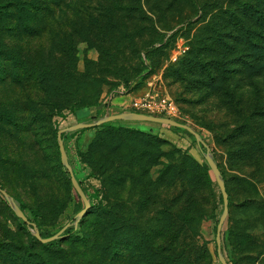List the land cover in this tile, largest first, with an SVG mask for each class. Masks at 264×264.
Instances as JSON below:
<instances>
[{
	"label": "rangeland",
	"instance_id": "1",
	"mask_svg": "<svg viewBox=\"0 0 264 264\" xmlns=\"http://www.w3.org/2000/svg\"><path fill=\"white\" fill-rule=\"evenodd\" d=\"M29 1L48 8L25 14L30 29L0 23V188L41 233L69 226L42 246L0 193V264H221L219 188L181 128L114 120L65 133L90 202L76 220L84 204L56 132L129 111L201 136L229 194L222 253L264 264V0Z\"/></svg>",
	"mask_w": 264,
	"mask_h": 264
},
{
	"label": "water",
	"instance_id": "2",
	"mask_svg": "<svg viewBox=\"0 0 264 264\" xmlns=\"http://www.w3.org/2000/svg\"><path fill=\"white\" fill-rule=\"evenodd\" d=\"M114 120L148 121V122H152V123L164 124V125L184 129L194 136L196 144L198 145V147L202 151L203 156H204L208 166L210 167V169H211V171L215 177V180H216V183H217V186L219 188V192H220V195L222 198V207L223 208H222V212L220 214V217H219V220H218V223L216 226L215 243H216L217 256H218L220 263L221 264H228L223 253H222V250H221V228H222V225H223V223L227 217V214H228L229 199H228V194L226 191L225 183H224V180L221 176L220 170L217 166L216 161L213 158V155L211 154L209 148L206 146V144L202 140L201 136L194 129H192L190 126H188L187 124L176 121V120L169 118V117L157 116V115H152V114H147V113H142V112L129 111V112H121V113H117V114H107V115H104V116L98 118L97 120L91 121V122L81 121V122H78L76 124L70 125L68 127L59 129L57 131L56 140H57L61 165L67 170V172L69 174L70 182H71L73 188L75 189V191L77 192L78 196L81 198V200L84 204V207L77 213L76 220L78 221L82 217V215H84V213L90 207V202H89L88 198L86 197V195L84 194L79 182L76 180V178L73 174L71 165L68 161V157H67L66 151H65L64 146H63V140H62L61 136L63 133L73 132V131H76L79 129H87V128L100 126L101 124H104V123H107L110 121H114ZM203 148L205 150H203ZM0 193L3 195L5 201L7 202L9 207L12 209L15 216L20 218L28 227H32L31 234L41 243H48V242H51L53 240L59 239L62 236L63 231L69 226V224H66L55 234H53L49 237L43 238V237H41L40 232H39L36 224L33 222H30L27 219L24 212L16 204L14 198L12 196H10L7 192H5L1 188H0ZM77 221H76V224H77Z\"/></svg>",
	"mask_w": 264,
	"mask_h": 264
},
{
	"label": "trees",
	"instance_id": "3",
	"mask_svg": "<svg viewBox=\"0 0 264 264\" xmlns=\"http://www.w3.org/2000/svg\"><path fill=\"white\" fill-rule=\"evenodd\" d=\"M48 3H52V0H49ZM46 9H48L46 7V5L43 3V5H39V4H36L35 2L33 1H29V0H25V1H18L16 3H12V2H7V3H4L2 4L0 2V23H2V21L4 20H10L12 19V17H14V19L17 20L18 24L20 25L19 29L23 28L24 29H30V26L27 25L26 23L23 22V18L25 17V14L27 16H30V13H42L44 12ZM23 23V25H22ZM11 24H14V22H9L8 26L11 25ZM10 28V27H9ZM50 69L47 67V66H41L39 67V69H34L33 70V74L35 75V78L36 80H38L37 82L39 83H44V78H45V75H47L48 71ZM47 71V72H46ZM50 75V73L48 74V76ZM103 124H101L100 126H102ZM81 129L79 130H76V131H73V132H70L71 134L73 133H76L78 131H80ZM58 131V130H57ZM56 135H57V132H56ZM67 136V134L63 133L62 134V140L64 141L65 137ZM56 146H57V151L59 153V150H58V145H57V140H56ZM59 159H60V155H59ZM61 163V162H60ZM208 176V175H207ZM210 181L209 178H207V181ZM226 191H227V194H228V190H227V187H226ZM229 195V194H228ZM219 199L222 203V198H221V195L219 196ZM229 199V198H228ZM15 200V199H14ZM16 202V201H15ZM17 204V203H16ZM230 204V200L228 202V206ZM18 205V204H17ZM21 210L23 211L24 210V205H18ZM90 208V207H89ZM88 208V209H89ZM87 209V210H88ZM24 212V211H23ZM87 212V211H86ZM85 212V213H86ZM84 213V214H85ZM28 219V218H27ZM73 229L74 228H71L70 229V233L73 232ZM40 232V231H39ZM40 235L41 237L43 238H46V237H49L51 235H45L43 233L40 232ZM180 235V234H178ZM35 238V237H34ZM36 239V238H35ZM59 239H56V240H53L51 242H48V243H41L42 246H49V245H53L55 244ZM177 258H175L173 261H179L178 259L182 258L183 256H185V252L183 251H178L177 253Z\"/></svg>",
	"mask_w": 264,
	"mask_h": 264
},
{
	"label": "built area",
	"instance_id": "4",
	"mask_svg": "<svg viewBox=\"0 0 264 264\" xmlns=\"http://www.w3.org/2000/svg\"><path fill=\"white\" fill-rule=\"evenodd\" d=\"M132 107H134L137 110L148 111V112H150L151 109H152V106H151V104L149 102H147V101L143 102V101H139V100L132 102ZM144 113H146V112H144Z\"/></svg>",
	"mask_w": 264,
	"mask_h": 264
}]
</instances>
